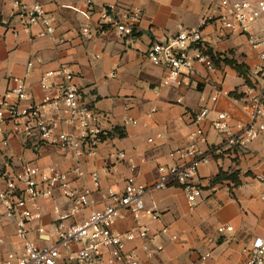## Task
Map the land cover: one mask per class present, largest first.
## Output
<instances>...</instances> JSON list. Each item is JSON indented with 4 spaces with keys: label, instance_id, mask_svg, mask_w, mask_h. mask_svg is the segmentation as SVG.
Here are the masks:
<instances>
[{
    "label": "crops",
    "instance_id": "0c3cea01",
    "mask_svg": "<svg viewBox=\"0 0 264 264\" xmlns=\"http://www.w3.org/2000/svg\"><path fill=\"white\" fill-rule=\"evenodd\" d=\"M87 1L92 3V22L96 21L98 11L109 5L141 11L136 42L125 44L113 30L88 40L78 36L89 21L85 16L89 12ZM216 3V0H0V94L14 88V80L25 76L27 64L32 61L27 91L30 102L40 103L46 94H57L56 89L49 92L42 89V78L67 65L76 76L75 85L104 116V133L96 155L91 158H79L73 151L44 143L35 149L18 137H9L8 149L0 156V189H6L4 175L19 172L23 164L55 165L68 173L75 188L81 190L88 185L93 190L94 204L64 221L66 225L82 223L91 212L102 211L110 204L101 192L108 189L124 192L130 178L139 184H154L158 167L170 164V153L191 143L195 117L208 109L209 116L202 124L206 142L197 143L207 159L198 167L201 199L192 206L184 192L174 187L146 195V207L161 215V223L144 217L141 224L148 226L152 234L168 230L149 248L155 251L160 246L162 250L150 256L140 240H135L126 244L125 251L135 254L139 264H243L252 240L264 238V135L246 149L227 147L224 137L210 128V121L217 113L227 112L234 122H248L249 103L243 97L249 85H245L235 65L250 69L251 86H262L254 75L255 68L261 65L259 52L249 47L246 37L232 35L215 20L203 27L202 32L219 65L208 72L195 62L198 74L191 87H163L166 70L146 58L153 43L175 36L179 27L197 28ZM36 4L43 6L53 19L54 40L41 36L40 26L23 28V7ZM64 35L66 41L60 42ZM48 82L56 84L58 80L50 77ZM214 96L216 101L212 100ZM125 119L137 124H125ZM5 129L9 131L10 126ZM119 154H124V158H119ZM77 167L85 177L74 172ZM93 172L99 174V190L90 184ZM220 173L236 179H223L212 185ZM39 205L42 219L31 225L32 237L45 246L50 240L38 236L35 229L41 226L50 230L59 215L69 211L70 202L56 191L51 198L40 199ZM123 214L124 218L113 226L121 234L138 227L129 213ZM221 225H229L233 231L219 234L217 229ZM15 233V224L7 223L2 232L0 264L9 252L20 249ZM206 254L211 256L203 259Z\"/></svg>",
    "mask_w": 264,
    "mask_h": 264
},
{
    "label": "built area",
    "instance_id": "2783aa9c",
    "mask_svg": "<svg viewBox=\"0 0 264 264\" xmlns=\"http://www.w3.org/2000/svg\"><path fill=\"white\" fill-rule=\"evenodd\" d=\"M216 1L215 7L197 28L179 27L175 36L153 43L146 51V58L151 64L166 70L161 82L163 87H191L198 74L195 62L208 72L216 70L203 36V27L216 20L232 35L246 37L249 47L259 52L261 65L255 68L254 75L263 84L244 89L243 100L249 103V120L234 122L229 113L220 112L210 121V128L224 137L227 147L246 149L264 135V0ZM91 5V1H87L89 12L85 16L89 21L79 30L78 36L88 40L113 30L125 44L136 42V32L142 21L141 11L109 5L102 7L96 21L92 22ZM23 9L24 29L40 26L41 36L55 39V23L43 6L36 4L31 8L24 6ZM64 41L65 35L60 39V42ZM33 66L34 62H29L25 76L14 80L13 89L0 94V156L6 153L9 137L13 136L35 149L39 143H44L73 151L79 158L94 157L100 136L104 133V116L94 109L83 90L75 85L76 76L67 65L41 80L44 91L56 89L57 94H46L40 103L30 102L27 80ZM50 77H55L58 83H49ZM212 100L216 101L217 97L214 96ZM209 113L208 109H203L196 115V128L190 135L191 143L170 153L171 163L158 167V178L154 184L143 185L130 178L124 192L113 189L101 192L102 198L110 204L102 211L91 212L82 223L66 225L64 221L94 204L93 190L88 185L81 190L75 188L68 173L55 165L41 167L26 163L19 172L4 175L6 189H0V244L4 242V228L12 222L16 226L15 235L20 249L9 252L3 264H139L135 254L125 251L126 244L135 240H140L142 248L149 251L150 256L160 253V246H156L155 251L149 248L168 230L165 228L159 234H152L148 226L141 224L144 217L161 223V215L146 207L145 196L174 187L184 192L192 206L201 199L203 191L197 177L198 167L207 159L197 143L206 142L202 124ZM125 124L136 125L137 122L125 119ZM7 125L10 126L9 131L5 129ZM118 157L124 158V154ZM74 172L79 177H85L79 167ZM89 179L92 187L99 190V174L93 172ZM56 191L70 202V208L65 215H59L50 230L41 226L35 229L38 236H47L50 240L49 244L40 246L32 237L31 225L42 219L39 200L51 198ZM124 212L132 216L138 227L121 234L115 232L113 226L118 219L124 218ZM217 231L225 234L233 231V228L221 225ZM210 256L206 254L203 259ZM243 264H264L263 237L252 240Z\"/></svg>",
    "mask_w": 264,
    "mask_h": 264
},
{
    "label": "trees",
    "instance_id": "16d2710c",
    "mask_svg": "<svg viewBox=\"0 0 264 264\" xmlns=\"http://www.w3.org/2000/svg\"><path fill=\"white\" fill-rule=\"evenodd\" d=\"M209 54L211 55V57H212V59H213V61H214L215 66H218L220 61L217 59V57L213 54V52H212L211 50H209ZM230 63L235 65V63H233V62H230ZM235 68H236V70L240 73V75L243 77V79H244V81H245V85H249V86H251V80H250V78H249V75H250V69H249L247 66H245V65H235ZM223 179H229V180H233V181H235L236 177H233V176H227V175L224 174V173H220V174L217 176L216 180L212 182V185H213L214 183H216V181H217V182H220V181H222Z\"/></svg>",
    "mask_w": 264,
    "mask_h": 264
}]
</instances>
